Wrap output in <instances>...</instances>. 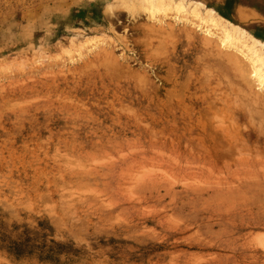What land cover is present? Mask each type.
Wrapping results in <instances>:
<instances>
[{
    "label": "rangeland",
    "instance_id": "1",
    "mask_svg": "<svg viewBox=\"0 0 264 264\" xmlns=\"http://www.w3.org/2000/svg\"><path fill=\"white\" fill-rule=\"evenodd\" d=\"M119 1L0 0V264H264L259 63L192 8L264 0Z\"/></svg>",
    "mask_w": 264,
    "mask_h": 264
},
{
    "label": "bare ground",
    "instance_id": "2",
    "mask_svg": "<svg viewBox=\"0 0 264 264\" xmlns=\"http://www.w3.org/2000/svg\"><path fill=\"white\" fill-rule=\"evenodd\" d=\"M145 1V6L148 11L150 12H154L155 9L158 8H162V7H169V6H174L176 8H184V5L186 3L185 0H144ZM118 4V8L122 7V8H127L129 9L130 7H134V9H136V3L135 0H120L119 3L116 2ZM136 4V5H135ZM196 3H194V5L192 6L193 9L196 10V12H198L197 16L199 17L200 20H202L203 22H207L208 20L212 22L213 25H217L220 26L219 30L221 33V42H226L228 40L231 41V39H236L241 40L243 43L245 44V46L247 47V50L249 49L252 54L251 58L253 57L252 55L255 56V58H252V61L259 63L258 65H253V70H252V74L254 75V77H256L257 81L259 82L260 86H262L264 88V42L257 40L256 38H254L251 35L245 34L243 32H241L238 28H235L234 25L228 26L225 22H223V18L216 16L215 14H212L211 12L208 11V9H205V13L204 11H202V13H200L199 15V10L195 5ZM112 6V5H111ZM138 6H143V5H138ZM105 7L107 8L106 4ZM117 7V6H116ZM196 7V8H195ZM109 8V7H108ZM115 8V7H114ZM192 8L190 10H192ZM200 8V7H199ZM110 9H113L110 8ZM138 9V8H137ZM201 9V8H200ZM111 11V10H110ZM175 11V10H174ZM194 12V10H192ZM112 12V11H111ZM152 12V14H153ZM195 12V13H196ZM154 15V14H153ZM202 23V22H201ZM208 25V24H207ZM207 30V28H206ZM214 30V29H213ZM248 39H250L248 41ZM229 42V41H228ZM240 42V41H239ZM247 44V45H246ZM244 46V45H242ZM210 47V46H209ZM240 48V47H239ZM250 51H247L250 52ZM217 53V52H216ZM104 54V53H103ZM248 54V55H249ZM250 59V57H249ZM263 67V68H262ZM250 90V89H249ZM252 96V95H251ZM253 102V101H252ZM252 104V103H251ZM224 111V110H223ZM249 113V112H248ZM262 113V112H261ZM231 130V129H230ZM233 134V133H232ZM231 137V136H230ZM233 138V137H232ZM231 139V138H230ZM238 141V140H237ZM170 142V141H169ZM252 146V145H251ZM235 147V146H234ZM240 147V145H239ZM224 148V147H223ZM227 148V147H226ZM227 151V150H226ZM235 151V150H234ZM241 152V151H240ZM233 153V152H232ZM247 153V152H246ZM248 154V153H247ZM250 155V154H249ZM255 155V154H253ZM241 156V155H240ZM239 156V157H240ZM244 156V155H243ZM252 156V155H251ZM253 157V156H252ZM243 158V157H241ZM246 158V157H244ZM249 158V157H248ZM255 158V157H254ZM236 159V158H235ZM264 159V158H263ZM251 161V160H250ZM247 164V163H246ZM239 165V164H238ZM244 166V165H243ZM241 167V165H240ZM255 169V168H254ZM244 171V170H243ZM236 174V173H235ZM228 175V174H227ZM241 175V174H239ZM243 175V174H242ZM237 176V175H236ZM254 181V180H253ZM231 182V181H229ZM234 183V182H233ZM232 184V183H231ZM230 184V185H231ZM226 186V185H225ZM243 185H240L239 187L233 189V187H226L228 194L232 195V193L237 194L238 192L234 191V190H240L242 189ZM241 192V190L239 191ZM238 197V196H236ZM240 199V197H238ZM227 202H229V198L227 200ZM234 202V201H233ZM241 202H245L243 200H239V202L236 201V203H241ZM231 204V203H230ZM260 204V203H259ZM230 206V205H229Z\"/></svg>",
    "mask_w": 264,
    "mask_h": 264
}]
</instances>
